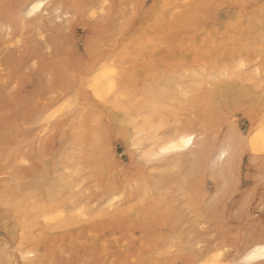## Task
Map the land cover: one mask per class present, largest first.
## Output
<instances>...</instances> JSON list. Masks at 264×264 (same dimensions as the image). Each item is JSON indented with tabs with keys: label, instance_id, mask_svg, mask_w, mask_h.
<instances>
[{
	"label": "rangeland",
	"instance_id": "rangeland-1",
	"mask_svg": "<svg viewBox=\"0 0 264 264\" xmlns=\"http://www.w3.org/2000/svg\"><path fill=\"white\" fill-rule=\"evenodd\" d=\"M2 1H6L7 8L11 9L15 0H0V11ZM138 1L141 0H106V10L97 19L102 21L109 19L108 23L111 22L115 29L112 35H107L99 26H94L95 21L86 14L76 15L71 5H67L64 0H47L43 18L36 21H34L36 15L27 16L11 10L13 20L8 25L12 29L7 34L0 33V131L6 136V144L0 147L1 191L7 198L6 193H9L12 187L16 188V180H22V175L29 174L28 171L34 165L38 170L44 168L46 172L47 157L44 149L47 143L61 135L73 136L69 145H62L59 139L54 143L57 161L54 166L48 167L49 185H51L53 201L57 206H64L70 217L74 215L73 210L77 207L89 213V216L87 213V216L81 219L73 216L71 225L65 229H60L58 225L47 223L41 218L35 219L33 225L24 230L23 237L14 245L16 253L32 251L31 255L25 254L21 264H120L121 261L124 262L123 264H138L141 254H146L148 257L144 264H156L160 259L167 261V264H177L173 261L175 257L198 260L199 254L209 248L221 249L223 256L217 260V264H243L229 260L232 255H228L231 254L230 252L234 254L235 251L228 246V239L233 238L234 235L243 238L248 232L260 230L257 217L258 211L262 208L259 204L260 196L252 195L250 193L252 189L243 183L239 189L244 188L245 191L242 193H238L240 190L234 193L230 191L227 195L229 199L226 197L223 204L220 201L224 199L225 193L218 184L215 185L214 181L208 178L199 193L203 205L201 211L195 212L192 208L183 211L184 220L176 223V226L168 231L170 239L166 248V245L161 247L160 243L155 242L162 235L163 221L156 219L154 222L151 216L142 221L134 213L135 209L147 207L150 195H134L122 203L116 202L112 207L104 204L97 197L100 186L93 177L90 164L80 157L78 151L81 136L76 132L84 124L86 113L83 109V98L74 91L70 95L78 99L79 105L76 110L59 107L65 103L63 100L67 90L59 89L53 83L52 75L47 68L55 59L65 61L69 54L79 53V59L82 62L86 61L82 44L77 45V51H72L77 33L85 27L92 25L94 37L101 38L104 42V50H101L97 60L102 59L103 53L106 52L113 61L120 62V76L126 91L128 90L122 109L120 107L116 109V113L121 114L122 110L133 107L130 104L131 95L138 97L140 91L149 88L148 76L152 77L153 84L157 85L161 74V78L171 74L168 66L164 67L162 73L153 67L145 68L146 63L152 64L159 58L164 64L167 60L181 55L179 50L168 45L164 31L167 29L175 31L180 28L188 12H199L203 6L214 10L213 17L210 15L199 20V23H207L205 30L184 34L188 46L182 49L181 56H186L190 61H186L188 64L186 71L180 72L178 68L176 72H187V76L180 79L185 86L186 95L179 100V103H174L175 113L170 114L168 126L163 127L160 133L176 126L182 127L193 117L192 104L199 91L190 87L189 73L194 70L195 77H199L200 68L205 65L204 61H201L202 57L197 53H208L209 41L215 39L213 34L216 32L220 35L218 38L220 48L233 46L250 48L251 55L246 59L244 68L234 67L231 71L243 76H252L254 78L252 82L257 84L259 81L261 85L259 90L264 91V0H153L158 10L137 16ZM246 4L252 7L248 11L251 21L238 14L235 20L229 18L231 12L241 13ZM161 9L163 10L160 11ZM3 18L4 15L0 13V21ZM222 23L229 27L228 31L222 32V27L219 26ZM126 30L130 31L133 43H138L141 48L132 46L133 43L124 33ZM141 30L142 32L139 33ZM134 33L138 34L134 35ZM190 47L192 54L189 53ZM188 48L189 51L186 52ZM57 49H61L63 54L56 55ZM231 52L232 58L238 60V53L232 48ZM225 63V59L215 57L217 70L226 66ZM193 66L198 67L199 71ZM208 72L212 71L208 69ZM80 74V70H74V77ZM210 81L217 83L218 79L212 77ZM203 87L209 88L210 84ZM129 90L132 92L130 93ZM40 109L47 111L39 114ZM58 109L62 111L58 112ZM262 109L264 106L260 105L258 111ZM230 114L232 117L221 122L222 127H228L238 120L239 115ZM138 120L141 118L138 117ZM88 125L94 129L96 127L94 121L88 122ZM194 132L196 145L191 149H194L203 137L199 132ZM119 141L121 140H113L109 145L110 153L115 159L124 157L125 145L123 146ZM167 155L162 156L172 157L171 153ZM247 155L253 160L256 158ZM226 158L225 154L218 164L223 165ZM136 161L135 159L129 162L135 164ZM117 163L119 171L122 165ZM211 167L210 163L205 165L207 175ZM246 167L243 161L241 165H237L239 176L245 174ZM167 168L175 178L179 177V169L173 167L172 163L168 164ZM159 170L160 168L157 171ZM152 172L154 170H148L146 174ZM117 173L123 174L122 171ZM116 178L118 179L119 176L116 175ZM166 196L162 203H152L153 206L149 211L157 212L168 206L170 202H181L186 197V193L171 191L167 192ZM121 198L122 196L119 195L116 200ZM168 199L171 201H167ZM218 200L220 205L224 206L217 208ZM217 211L218 214H225L227 217L225 227H221L220 230L213 218H206V214L212 216ZM246 212L250 216H246ZM114 219L120 221L119 225ZM3 237L6 238L7 233H4ZM0 246H2L1 242ZM213 255L208 251L203 263L208 264L210 260L212 261Z\"/></svg>",
	"mask_w": 264,
	"mask_h": 264
},
{
	"label": "bare ground",
	"instance_id": "bare-ground-1",
	"mask_svg": "<svg viewBox=\"0 0 264 264\" xmlns=\"http://www.w3.org/2000/svg\"><path fill=\"white\" fill-rule=\"evenodd\" d=\"M64 1L67 5H71L76 15L80 16V13H84L92 18L95 21L94 26H99L107 35L114 33L115 29L110 24L111 22L108 23L109 19L107 21L97 19L106 10V0ZM2 2L0 13L4 15V18L0 21V33L5 34L12 29L8 25L13 20L11 10L27 16L36 15L34 19L36 21L43 18V12H46L47 8V0H15L11 9L7 8L6 1ZM136 7L137 16L158 10L153 0L138 1ZM251 8L249 4L248 6L246 4L241 13L231 12L229 18L235 20L236 14H238L245 17L247 21H251V15L248 14ZM210 15L211 17L214 16V10L206 6H203L199 12H188L180 28L175 31L173 29L164 31L168 45L179 50L182 55V49H186L188 46L184 34L205 30L207 23H199V20L201 17H209ZM219 26L222 27V32L229 30V27L223 23ZM91 28L92 25L79 31L72 45V51H77L76 47L79 43L83 45L86 61L82 62L79 59V53L69 54L65 61L55 59L47 68L52 75L53 83L59 89L67 90L65 100H63L65 103L62 106L59 103V107L76 110L79 105L78 99L70 95L74 91H77L76 94L83 98V109L86 113L84 124L76 132L81 136L78 151L80 157L90 164L93 177L100 186L97 197L104 204L112 207L116 202L122 203L134 195H150V202L147 207L140 210L135 209L134 213L142 221L150 216L154 222L156 219L163 221L162 235L155 242L160 243L161 247L166 245V248L170 239L168 231L174 228L176 223L184 220L183 211L190 208L194 209L195 212L201 211L203 205L199 193L208 178L212 179L215 185L218 184L222 192L225 193L224 199H221L220 203L228 198L227 195L230 191L233 193L237 190H240L238 193L245 191L244 188L239 189L243 183L252 189L250 191L252 195L260 196L259 204L262 208H257V210L260 209L257 213L260 230L248 232L243 238L234 235L233 238L228 239V246L234 248L235 251L234 254L230 252L231 254L228 256L232 255V257L229 260L243 264H264V253L260 252H257L251 260H246V257L254 249L264 245V112H262L264 109L258 111L260 105L264 106V91L259 90L261 86L259 81L257 84L252 82L254 79L252 76H243L231 71L234 67L240 69L241 65H243L241 69L244 68L246 59L251 55L250 48L246 46L231 47L238 53L240 59L235 60L232 58L230 47L220 48V41L218 42L220 35L216 32L213 34L215 39L209 41L207 54L194 49L195 52H198V56L202 57L201 61H204L205 66L200 68L199 77H195L196 71L194 70L189 73L191 76L190 87L199 91L192 104L193 117L187 120L182 127L176 126L160 133L163 127L168 126L170 114L175 113L174 103H179V100L186 95L185 86L180 79L187 72H180L186 71L187 62L190 60L186 59V56L178 55L179 57L167 60L164 64L159 61V58L155 59L152 64L146 63L145 68L153 67L162 73L164 67L168 66L171 69V74L162 78L161 74L158 77L160 82L157 85H154L153 78L148 76L149 83L147 86L149 88L140 91L138 97L131 95L130 104L133 107L129 110H122V113L118 114L116 109L123 107V102L128 93L120 76L121 65L118 60L113 61L106 52L103 53L102 59L97 60L101 50H104V42L101 38L94 37L95 35L92 33L94 29ZM124 33L133 43L130 31L126 30ZM137 34L134 33V35ZM146 37L148 38V35ZM132 46L141 48L138 43H133ZM188 51L189 48L186 52ZM189 53L192 54L191 47ZM62 54L61 49H57L56 55ZM215 57L225 59L227 65L217 70ZM231 65L233 67H230ZM193 67L198 70V67ZM176 69L180 72H176ZM208 69L212 72H208ZM74 70H80V76L74 77ZM212 77L217 78L218 82L211 83ZM206 84H210V87H203ZM131 90H129L130 93L133 91ZM59 110L61 109L57 111L59 112ZM46 111L40 109L38 113L43 114ZM230 113L239 115L238 120H235L228 127H222L221 122L232 117ZM138 117L141 120H138ZM92 121L96 125L95 129L88 125V122ZM194 131L199 132L203 137L197 146L191 149L196 145ZM72 137L61 135L47 143L44 149L47 157L46 172L44 168L38 170L37 166L34 165L28 171L29 174L22 175V180H16V188L12 187L10 192L6 193L7 198L0 187V242L2 243L0 246V264H21L25 254H32V251L29 250L20 252V254L16 253L14 245L23 237L24 230L33 225L35 219L41 218L47 223L58 225L60 229H65L71 225L73 216L76 219L87 216V211L77 207L73 210L74 215L70 217L64 206H57L53 201L51 185H49L48 167L54 166L57 161L54 143L59 139L62 145H69ZM189 137L191 138L190 143H181L182 140ZM116 139L123 141L119 142L123 146L125 145L124 157H118L119 159H115L109 150L110 142ZM5 144L6 136L0 131V147ZM168 145H175V147L161 153V148ZM167 153H171L172 157L165 158ZM225 154L227 155L225 163L219 165V160L225 157ZM247 154L252 157L256 156L255 160ZM244 158L247 159L244 160ZM135 159L137 160L135 164L129 162ZM242 161L247 167L245 174L239 176L237 165H241ZM117 162L122 165V169L119 171H122L123 174L117 173L119 172ZM141 162L145 165H142ZM169 162L172 163L173 167L179 169V177L175 178L174 174L170 173V169L167 168ZM207 163L212 165L209 175L205 170ZM159 168L160 170L157 171ZM147 169L154 170V172L147 175ZM116 175L119 176L118 179ZM171 191L184 192L186 197L181 202H170L160 211H149L153 206L152 203H162L167 197L166 193ZM119 195L122 198L117 199V201L116 198ZM167 201L171 200L168 199ZM220 203L219 200L216 202L217 208L224 206V203L222 205ZM234 206L237 208L236 205ZM245 214L250 216L247 212ZM206 218H213L219 230L221 227H225L227 223L225 214H218V211L212 216L206 214ZM118 219H114L116 220L114 222L119 225ZM247 224L249 223L247 222ZM4 233H7L6 238L3 237ZM208 251L214 254L212 257L214 262L211 263L210 260L208 264H217V260L223 256L221 249L210 250L209 248V250L199 254L198 260L196 258L186 260L175 257L173 261L177 264H205L203 262H205V255L208 254ZM146 258L148 259L146 254H141L138 264H144ZM161 261L160 259V262L156 264H167V261H162V263ZM123 263V261L120 262V264Z\"/></svg>",
	"mask_w": 264,
	"mask_h": 264
},
{
	"label": "snow or ice",
	"instance_id": "snow-or-ice-1",
	"mask_svg": "<svg viewBox=\"0 0 264 264\" xmlns=\"http://www.w3.org/2000/svg\"><path fill=\"white\" fill-rule=\"evenodd\" d=\"M243 65H241L242 67ZM191 138L189 137L186 140H182L181 143L187 144L190 143ZM175 147V145H168L167 147H162L161 148V153L167 152L169 150H172ZM260 252V253H264V245L259 246L258 248L254 249L253 252L246 257V260H251L253 257H255L256 253Z\"/></svg>",
	"mask_w": 264,
	"mask_h": 264
}]
</instances>
